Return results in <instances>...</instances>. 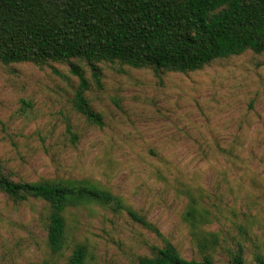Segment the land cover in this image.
Masks as SVG:
<instances>
[{"label":"rangeland","instance_id":"rangeland-1","mask_svg":"<svg viewBox=\"0 0 264 264\" xmlns=\"http://www.w3.org/2000/svg\"><path fill=\"white\" fill-rule=\"evenodd\" d=\"M73 62L100 126L75 111L79 81L68 64L0 63V173L15 182L87 180L122 208H68L64 248L52 254L47 205L0 192V264H69L78 246L83 264H137L165 242L214 264H227L240 244L244 264H256L255 254L264 256V51L185 74L101 63L100 85ZM192 210L208 221L193 226ZM209 233L218 244L198 248Z\"/></svg>","mask_w":264,"mask_h":264},{"label":"trees","instance_id":"trees-1","mask_svg":"<svg viewBox=\"0 0 264 264\" xmlns=\"http://www.w3.org/2000/svg\"><path fill=\"white\" fill-rule=\"evenodd\" d=\"M246 51H264V0H0V63L68 64L79 81L73 107L97 126L102 125L101 116L89 105L88 82L73 61L83 62L100 85L101 63L185 74ZM0 192L15 202L32 198L47 205L46 239L52 254L64 248L68 208L89 202L122 208L118 197L87 180L15 182L0 173ZM126 209L160 236L152 224ZM208 215L197 210L187 214L193 226L206 223ZM239 232L247 233L244 227ZM208 244L217 245L218 238L210 233L197 237L198 248ZM238 245L227 264H244ZM85 257V247L78 246L69 264H83ZM255 261L264 264V256L255 254ZM137 264L214 263L208 255L186 259L165 242Z\"/></svg>","mask_w":264,"mask_h":264}]
</instances>
